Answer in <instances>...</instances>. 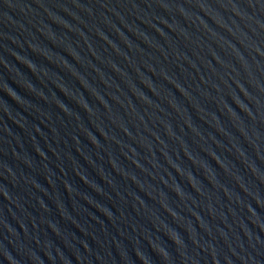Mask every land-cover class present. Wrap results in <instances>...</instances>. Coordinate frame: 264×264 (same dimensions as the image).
Here are the masks:
<instances>
[{
    "label": "water",
    "instance_id": "obj_1",
    "mask_svg": "<svg viewBox=\"0 0 264 264\" xmlns=\"http://www.w3.org/2000/svg\"><path fill=\"white\" fill-rule=\"evenodd\" d=\"M0 264H264V0H0Z\"/></svg>",
    "mask_w": 264,
    "mask_h": 264
}]
</instances>
